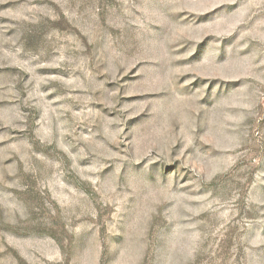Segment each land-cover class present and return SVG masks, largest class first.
Wrapping results in <instances>:
<instances>
[{"label":"rangeland","instance_id":"374dc122","mask_svg":"<svg viewBox=\"0 0 264 264\" xmlns=\"http://www.w3.org/2000/svg\"><path fill=\"white\" fill-rule=\"evenodd\" d=\"M0 264H264V0H0Z\"/></svg>","mask_w":264,"mask_h":264}]
</instances>
